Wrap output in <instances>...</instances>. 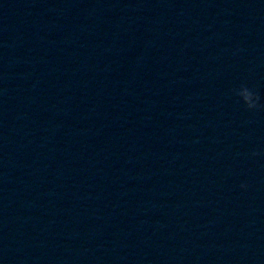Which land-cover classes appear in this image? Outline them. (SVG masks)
Masks as SVG:
<instances>
[{
  "label": "water",
  "instance_id": "95a60500",
  "mask_svg": "<svg viewBox=\"0 0 264 264\" xmlns=\"http://www.w3.org/2000/svg\"><path fill=\"white\" fill-rule=\"evenodd\" d=\"M173 264H264V0H209Z\"/></svg>",
  "mask_w": 264,
  "mask_h": 264
},
{
  "label": "clouds",
  "instance_id": "9594fccd",
  "mask_svg": "<svg viewBox=\"0 0 264 264\" xmlns=\"http://www.w3.org/2000/svg\"><path fill=\"white\" fill-rule=\"evenodd\" d=\"M233 92L234 95L239 98V102H241L245 108L254 110L262 107L260 104V95L245 84H241L238 88L233 89ZM250 155L255 157L261 155V153L253 150ZM240 187L246 188L247 185L242 183Z\"/></svg>",
  "mask_w": 264,
  "mask_h": 264
}]
</instances>
